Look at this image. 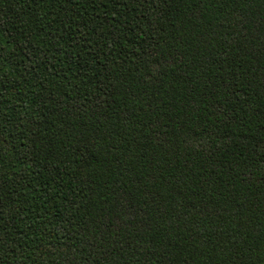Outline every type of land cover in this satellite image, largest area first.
<instances>
[{
	"label": "trees",
	"instance_id": "1",
	"mask_svg": "<svg viewBox=\"0 0 264 264\" xmlns=\"http://www.w3.org/2000/svg\"><path fill=\"white\" fill-rule=\"evenodd\" d=\"M0 264H264V0H0Z\"/></svg>",
	"mask_w": 264,
	"mask_h": 264
}]
</instances>
